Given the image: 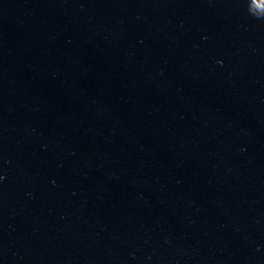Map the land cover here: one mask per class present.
<instances>
[{
  "label": "water",
  "instance_id": "1",
  "mask_svg": "<svg viewBox=\"0 0 264 264\" xmlns=\"http://www.w3.org/2000/svg\"><path fill=\"white\" fill-rule=\"evenodd\" d=\"M0 264H264V0H0Z\"/></svg>",
  "mask_w": 264,
  "mask_h": 264
}]
</instances>
